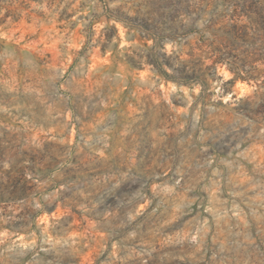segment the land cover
<instances>
[{"label":"rangeland","instance_id":"374dc122","mask_svg":"<svg viewBox=\"0 0 264 264\" xmlns=\"http://www.w3.org/2000/svg\"><path fill=\"white\" fill-rule=\"evenodd\" d=\"M0 264H264V0H0Z\"/></svg>","mask_w":264,"mask_h":264},{"label":"trees","instance_id":"16d2710c","mask_svg":"<svg viewBox=\"0 0 264 264\" xmlns=\"http://www.w3.org/2000/svg\"><path fill=\"white\" fill-rule=\"evenodd\" d=\"M157 66V70L160 71L162 74H164L167 78H172L174 80H181V82H185V78H189V75L186 74V75H182V77H177V78H174V77H171L166 71H164L163 69H161L160 65H156Z\"/></svg>","mask_w":264,"mask_h":264}]
</instances>
